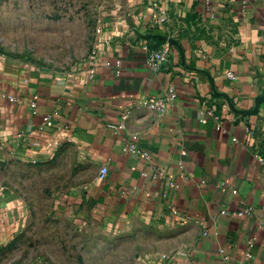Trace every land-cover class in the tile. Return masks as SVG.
Masks as SVG:
<instances>
[{"label":"crops","instance_id":"1","mask_svg":"<svg viewBox=\"0 0 264 264\" xmlns=\"http://www.w3.org/2000/svg\"><path fill=\"white\" fill-rule=\"evenodd\" d=\"M123 8V18L99 25L78 72L0 63V140L25 159L68 148L77 171L90 165L92 180L72 206L84 215L82 203L94 200L135 221L149 241L137 249L140 264H264V0H126ZM167 43L170 57L154 72L143 44ZM171 88L177 97L164 111L147 105Z\"/></svg>","mask_w":264,"mask_h":264},{"label":"rangeland","instance_id":"2","mask_svg":"<svg viewBox=\"0 0 264 264\" xmlns=\"http://www.w3.org/2000/svg\"><path fill=\"white\" fill-rule=\"evenodd\" d=\"M125 1L0 0L1 65L78 72L94 53L99 25L123 18ZM77 169L68 148L40 161L0 140V264H140L137 249L149 241L135 221L110 216L94 200L82 203L84 215L72 206L93 174L88 164Z\"/></svg>","mask_w":264,"mask_h":264},{"label":"built area","instance_id":"3","mask_svg":"<svg viewBox=\"0 0 264 264\" xmlns=\"http://www.w3.org/2000/svg\"><path fill=\"white\" fill-rule=\"evenodd\" d=\"M243 3L244 4H247V0H243ZM161 21L164 20V18H160ZM98 33H101V28L99 27L98 28ZM143 49L147 52V64H148V67L154 71V72H157L159 70L162 69V67L165 65V63L168 61L169 57H170V49H169V44H164L161 48L159 49H151L149 47V45L147 44H143ZM121 61H116V67L118 69V73H121L120 71V67H121ZM231 78H234V75L232 73H229L228 74ZM177 97V94L176 92L174 91V89H170L168 91V93H166L165 96L163 97H160V98H153V99H150L148 102H147V105L152 108V109H155V110H158V111H164L166 106L168 105L169 102H172L173 100H175ZM9 100L11 101H17V97H13V96H9ZM31 106L33 108H36L37 107V100H33ZM205 114H210V115H213L212 111H207V113ZM44 125L46 127H52L54 125V120H53V117L52 116H45L44 117ZM202 121H206V118L202 119ZM123 126V125H122ZM218 129H221V124L219 123L218 124ZM127 150L131 151L132 153H137L138 150L137 148L135 147V145H130ZM145 175H147L148 173L145 172L144 173ZM153 174H154V177L155 178H158V177H163V178H166L167 177V173L163 170V169H154L153 171ZM108 175V167L106 165H103L100 169V172H99V178L100 179H105L106 176ZM173 214L174 215H177L178 214V211L176 209H173ZM249 212V209L245 210V211H241L239 212L240 215H243L245 213H248ZM222 213H226V210H223Z\"/></svg>","mask_w":264,"mask_h":264}]
</instances>
